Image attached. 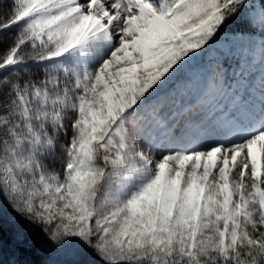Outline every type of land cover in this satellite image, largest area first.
Returning <instances> with one entry per match:
<instances>
[{
  "label": "snow or ice",
  "instance_id": "1",
  "mask_svg": "<svg viewBox=\"0 0 264 264\" xmlns=\"http://www.w3.org/2000/svg\"><path fill=\"white\" fill-rule=\"evenodd\" d=\"M41 264H264V0H0L4 210Z\"/></svg>",
  "mask_w": 264,
  "mask_h": 264
},
{
  "label": "rangeland",
  "instance_id": "2",
  "mask_svg": "<svg viewBox=\"0 0 264 264\" xmlns=\"http://www.w3.org/2000/svg\"><path fill=\"white\" fill-rule=\"evenodd\" d=\"M12 224H13L12 215L5 208V210H4V225H5V231H4V257H5L6 261L20 260L19 254L15 253V250L13 248L12 241H11V226H12ZM38 248H39V237H36V246L33 248V250L35 251L34 255H38L39 256V259H38L39 263L38 264H41V261L44 258L39 254ZM31 264H34L33 260L31 262Z\"/></svg>",
  "mask_w": 264,
  "mask_h": 264
},
{
  "label": "trees",
  "instance_id": "3",
  "mask_svg": "<svg viewBox=\"0 0 264 264\" xmlns=\"http://www.w3.org/2000/svg\"><path fill=\"white\" fill-rule=\"evenodd\" d=\"M34 253H35V251L32 249V250H30L29 252H27V253H25L23 255H20L19 254V258L22 261L32 262V260H33L34 261V264H38L39 263V260H38L39 259V256L38 255H34Z\"/></svg>",
  "mask_w": 264,
  "mask_h": 264
}]
</instances>
